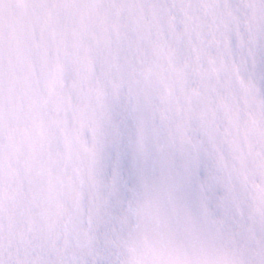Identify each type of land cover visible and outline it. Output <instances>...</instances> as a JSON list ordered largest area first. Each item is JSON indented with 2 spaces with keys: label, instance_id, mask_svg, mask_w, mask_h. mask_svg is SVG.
<instances>
[{
  "label": "snow or ice",
  "instance_id": "6c2138e0",
  "mask_svg": "<svg viewBox=\"0 0 264 264\" xmlns=\"http://www.w3.org/2000/svg\"><path fill=\"white\" fill-rule=\"evenodd\" d=\"M0 264H264V0H0Z\"/></svg>",
  "mask_w": 264,
  "mask_h": 264
}]
</instances>
